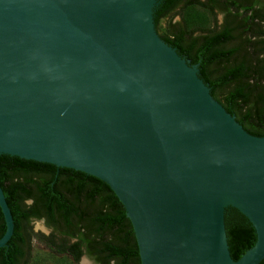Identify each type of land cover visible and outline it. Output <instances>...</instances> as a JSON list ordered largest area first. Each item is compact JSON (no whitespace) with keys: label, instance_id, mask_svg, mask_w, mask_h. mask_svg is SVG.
I'll list each match as a JSON object with an SVG mask.
<instances>
[{"label":"water","instance_id":"obj_1","mask_svg":"<svg viewBox=\"0 0 264 264\" xmlns=\"http://www.w3.org/2000/svg\"><path fill=\"white\" fill-rule=\"evenodd\" d=\"M157 2L0 0V155L106 183L140 264H258L264 135L248 133L159 37ZM228 207L256 233L237 260ZM0 210L3 247L13 219L1 186Z\"/></svg>","mask_w":264,"mask_h":264},{"label":"trees","instance_id":"obj_2","mask_svg":"<svg viewBox=\"0 0 264 264\" xmlns=\"http://www.w3.org/2000/svg\"><path fill=\"white\" fill-rule=\"evenodd\" d=\"M175 16L180 19L173 21ZM153 21L159 37L197 66L211 96L248 133L263 136L264 0H158ZM0 186L13 219L0 264H29L34 220L50 229L39 237L76 262L86 255L95 264H140L125 209L100 179L2 154ZM224 224L229 254L237 260L254 245V227L233 207L226 208ZM4 231L0 210V237Z\"/></svg>","mask_w":264,"mask_h":264},{"label":"rangeland","instance_id":"obj_3","mask_svg":"<svg viewBox=\"0 0 264 264\" xmlns=\"http://www.w3.org/2000/svg\"><path fill=\"white\" fill-rule=\"evenodd\" d=\"M218 21L221 20V15H216ZM179 16H175L173 21L179 20ZM213 17L210 18V25H213ZM163 25H166V21H163ZM43 223L39 220H34L31 223V259L29 264H95L86 255H82L78 262L74 261L66 252H57L54 247L48 245L42 240L39 235H49L50 229L43 228Z\"/></svg>","mask_w":264,"mask_h":264}]
</instances>
